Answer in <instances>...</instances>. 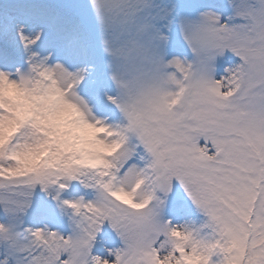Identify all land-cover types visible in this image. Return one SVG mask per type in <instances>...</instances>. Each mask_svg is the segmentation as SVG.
Instances as JSON below:
<instances>
[{
    "label": "snow or ice",
    "instance_id": "obj_1",
    "mask_svg": "<svg viewBox=\"0 0 264 264\" xmlns=\"http://www.w3.org/2000/svg\"><path fill=\"white\" fill-rule=\"evenodd\" d=\"M0 264H264V0H0Z\"/></svg>",
    "mask_w": 264,
    "mask_h": 264
}]
</instances>
